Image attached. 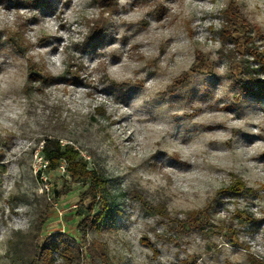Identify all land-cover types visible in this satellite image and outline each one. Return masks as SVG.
Returning <instances> with one entry per match:
<instances>
[{
    "label": "rangeland",
    "instance_id": "374dc122",
    "mask_svg": "<svg viewBox=\"0 0 264 264\" xmlns=\"http://www.w3.org/2000/svg\"><path fill=\"white\" fill-rule=\"evenodd\" d=\"M32 1L0 0L28 13L0 15V264L56 232L80 242L73 214L91 201L89 184L45 171L52 137L103 173L118 214L112 229L88 234L102 250L83 264H264V93L242 73L258 69L252 78L264 82V67L245 39L224 41L217 0H155L157 28L117 20L144 0L111 17L106 0H54L47 14ZM235 1L231 31L263 55L264 0ZM217 19L219 29L205 26ZM35 67L55 79L34 81Z\"/></svg>",
    "mask_w": 264,
    "mask_h": 264
},
{
    "label": "trees",
    "instance_id": "16d2710c",
    "mask_svg": "<svg viewBox=\"0 0 264 264\" xmlns=\"http://www.w3.org/2000/svg\"><path fill=\"white\" fill-rule=\"evenodd\" d=\"M104 1V0H103ZM235 0H227V7L224 8L225 22L222 25V31L224 41L232 42L235 47L241 44V39H245L244 45L249 53L256 57L260 61V67H264V54L260 55L254 44H252L251 36H240L235 34L233 26L236 24L237 17L240 11V3H235ZM19 3V2H16ZM31 7H35L41 10L42 13L47 14L48 12H54L57 9V3L54 0H34L30 4ZM108 16L118 12L117 0H106L102 6ZM223 10V9H222ZM230 12H233V17L230 16ZM101 23L103 31L100 32L98 37L92 38L91 42H86L88 49L94 51L96 46L101 45L103 35L108 30L107 20ZM38 18V17H37ZM234 30H236L234 28ZM241 37V38H240ZM200 64H204V58L201 57L199 60ZM244 71L251 85H258L259 90H255L256 95L264 93V82H260L257 78H252L253 73L259 74V70H253L250 67L244 65ZM36 72L32 73L36 77H32L34 81L42 80L50 82L54 78L43 71H40L35 67ZM77 77V76H76ZM60 78L65 79L66 77L61 75ZM73 80V81H78ZM70 81V80H69ZM72 81V80H71ZM247 86V85H246ZM243 87V86H241ZM252 91V90H251ZM42 158L45 164V171H54L65 166L69 182L75 184H89L86 190L87 196L90 198L89 204H82L77 209V212L73 214L81 218V221L77 225L78 235L80 242H77L66 232H56L49 234L44 241L41 242H30L24 243L23 247L16 246L12 252V258L18 261L17 264H83V260L86 257L93 258L94 256L100 255L101 252L97 253L100 249L99 246L93 245L88 241V234L91 232L101 233L106 230L112 229L116 224L117 211L116 206L113 204L111 196H109L108 190V179L95 168L89 166L88 159L82 155L80 149L70 142L63 143L60 139L46 138L43 141L41 148ZM237 186L240 191H244L245 187L242 182H237ZM237 190L236 188H233Z\"/></svg>",
    "mask_w": 264,
    "mask_h": 264
},
{
    "label": "clouds",
    "instance_id": "9594fccd",
    "mask_svg": "<svg viewBox=\"0 0 264 264\" xmlns=\"http://www.w3.org/2000/svg\"><path fill=\"white\" fill-rule=\"evenodd\" d=\"M186 3L188 4H191L195 7H199L200 5L198 3H196V0H185ZM125 4H130V0H117V5L118 7L119 6H123ZM218 6L220 9H224L226 8L228 5H227V2H223L221 3L220 0H217V5H213V7H216ZM155 7H156V3H155V0H144L143 3L139 4L136 6V8L132 11H129V12H126V13H123L117 17V20L121 23H138L140 20H147V21H150V27L152 28H157V27H160V25H158L154 20H152V18L149 16V13L153 12L155 10ZM137 13H139L137 15ZM0 15H7V16H10L12 18H16L18 16H25L27 18L28 16V13L25 11V10H20V11H17V10H11L10 12L9 11H6L5 7L3 5H0ZM196 23L199 24L201 23L200 20H196ZM205 23V26H211V25H215L217 27V29H219V27H221V21L220 20H207V21H204ZM165 30H167V27L165 26ZM123 32H124V29L121 28L120 29V33L121 35H123ZM5 39H7V37H5ZM209 41H205V46L207 45ZM197 44V46H199V42L196 41L195 42ZM119 45H117L118 47ZM220 43L219 41L217 40L215 42V48L216 49H219L220 48ZM229 47H232L231 45H229ZM0 63H3V57H0ZM224 68H221L220 71L221 72H224ZM0 75H2V73H0ZM144 79H147L146 77V74L144 77H142ZM100 87H102V85H98ZM2 99V98H0ZM178 115H184L185 113L181 110L180 112L176 113ZM150 115V113H149ZM194 122L195 123H199L201 122V118L199 116L195 117L194 118ZM127 163V162H126ZM131 167H136V164L133 163L131 165Z\"/></svg>",
    "mask_w": 264,
    "mask_h": 264
},
{
    "label": "built area",
    "instance_id": "2783aa9c",
    "mask_svg": "<svg viewBox=\"0 0 264 264\" xmlns=\"http://www.w3.org/2000/svg\"><path fill=\"white\" fill-rule=\"evenodd\" d=\"M62 167L64 168L65 166L63 165Z\"/></svg>",
    "mask_w": 264,
    "mask_h": 264
}]
</instances>
